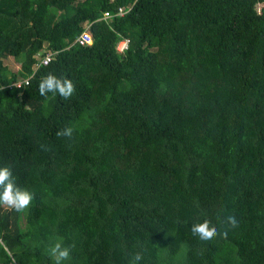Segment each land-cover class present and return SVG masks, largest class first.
<instances>
[{"label": "trees", "instance_id": "1", "mask_svg": "<svg viewBox=\"0 0 264 264\" xmlns=\"http://www.w3.org/2000/svg\"><path fill=\"white\" fill-rule=\"evenodd\" d=\"M0 165L34 196L0 205V264L55 239L72 264H264V0H0Z\"/></svg>", "mask_w": 264, "mask_h": 264}, {"label": "clouds", "instance_id": "2", "mask_svg": "<svg viewBox=\"0 0 264 264\" xmlns=\"http://www.w3.org/2000/svg\"><path fill=\"white\" fill-rule=\"evenodd\" d=\"M74 90L75 85L71 79L53 73H48L38 82V91L44 97L52 93L67 98L73 94ZM72 133L71 127H65L60 129L57 135L71 137ZM33 199V193L29 189L16 183L12 169L7 165H0V205H6L19 212L28 208ZM225 222L233 227L237 224L236 217L232 215L227 216ZM190 235L193 239L205 244L212 241L218 235V231L216 228L210 227L209 223L205 221L192 224ZM74 247V243H65L64 239H55L48 252L52 264H72ZM142 259L143 253L138 251L132 257L130 264H141Z\"/></svg>", "mask_w": 264, "mask_h": 264}, {"label": "built area", "instance_id": "3", "mask_svg": "<svg viewBox=\"0 0 264 264\" xmlns=\"http://www.w3.org/2000/svg\"><path fill=\"white\" fill-rule=\"evenodd\" d=\"M119 14H121V15L124 14V8L119 9ZM111 16H112L111 13L109 11H106L104 18H106V19L111 18ZM92 40H93V38H92V35L90 33V29H89V25H88L86 27V29L79 35L77 41L80 44L85 45V44L91 43ZM127 45H128V39H123L118 43V49L122 51V50L127 48ZM38 55H37V58L39 60L36 62L35 66H34V70L39 68V66H41V65H47L52 60V58L54 57L55 54H54V52H52L50 50H46L43 53V55H42V53H40ZM30 79H31V76H28L26 78H19L17 81L14 82V85L21 86L24 84H29Z\"/></svg>", "mask_w": 264, "mask_h": 264}, {"label": "rangeland", "instance_id": "4", "mask_svg": "<svg viewBox=\"0 0 264 264\" xmlns=\"http://www.w3.org/2000/svg\"><path fill=\"white\" fill-rule=\"evenodd\" d=\"M261 6V4L259 5ZM40 54V53H39ZM38 55V54H37ZM39 56V55H38ZM21 60H22V57H14V56H9L7 59H6V64H8V66L12 69V70H18L20 69L21 67ZM4 208H9L8 206L6 205H3Z\"/></svg>", "mask_w": 264, "mask_h": 264}]
</instances>
